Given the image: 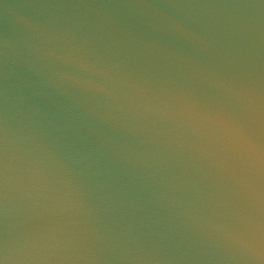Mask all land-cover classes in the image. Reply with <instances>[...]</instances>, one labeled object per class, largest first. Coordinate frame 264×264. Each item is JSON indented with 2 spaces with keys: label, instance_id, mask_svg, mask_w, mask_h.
Returning <instances> with one entry per match:
<instances>
[{
  "label": "water",
  "instance_id": "1",
  "mask_svg": "<svg viewBox=\"0 0 264 264\" xmlns=\"http://www.w3.org/2000/svg\"><path fill=\"white\" fill-rule=\"evenodd\" d=\"M262 101L264 0H0L8 264H264L218 126Z\"/></svg>",
  "mask_w": 264,
  "mask_h": 264
},
{
  "label": "snow or ice",
  "instance_id": "2",
  "mask_svg": "<svg viewBox=\"0 0 264 264\" xmlns=\"http://www.w3.org/2000/svg\"><path fill=\"white\" fill-rule=\"evenodd\" d=\"M218 126L223 129L226 143L239 162L243 173L242 183L248 192L250 206L258 205L260 213L258 218L250 214L245 222L243 234H235L234 239L248 252L264 257V121H261L258 129H249L237 120L225 117L219 120ZM7 189L6 131L0 128V206L7 198ZM10 258L15 261L18 259L10 252L5 235L0 238V264H8Z\"/></svg>",
  "mask_w": 264,
  "mask_h": 264
}]
</instances>
